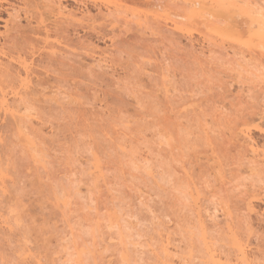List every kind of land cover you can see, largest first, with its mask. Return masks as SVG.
<instances>
[{
	"label": "bare ground",
	"instance_id": "6f19581e",
	"mask_svg": "<svg viewBox=\"0 0 264 264\" xmlns=\"http://www.w3.org/2000/svg\"><path fill=\"white\" fill-rule=\"evenodd\" d=\"M20 1L26 5L25 0ZM68 1L38 0L41 6L49 9L48 14L50 10L55 11L52 15L56 13L59 20L54 16L51 18L53 23L46 18L50 24L46 20L44 22L47 24H44L42 20L31 25L37 14L34 17V12L27 11L23 5L21 8L10 0H0V123L4 128L13 126L10 129L11 135H0V264H19L21 261L35 264L40 261L44 264L52 261L57 264H81L82 261L96 259V255H89L90 252H103V258L110 264H122V261H128L129 264H244L246 259L259 262L263 257V252H260L264 245L262 236L255 235V249L249 248L250 251L242 243L246 233H253V218L261 221L264 217V208L262 211L256 209L260 202L264 205V140L261 148H258L249 129L239 130L232 138L236 141L234 144H239L240 141L245 144L250 157L252 156L247 166L248 188L243 190V195L237 198L232 195L234 190H239L238 185H233L231 180L226 181L223 176L218 192L211 193L204 187L202 190L205 195L194 199L192 203L183 200L179 193L174 194V198L172 194L167 199L161 197V190L167 191V184L172 182L174 175L183 171L177 161H182L184 149L190 144H197L198 138L204 139L211 131L205 126V114L199 108L176 110L178 106H182L177 95L180 94L184 99L185 90L199 85L197 65L202 61L200 56L206 50L196 53L189 40L183 43L174 32L182 30L183 26L197 24H205L214 31H225L219 24L221 13L212 5L233 1L124 0V3L133 4L135 7L146 4L165 5L166 14L172 16L173 28L168 30L165 26H158L155 29L160 33L157 35H162L167 41H163L164 49L179 52V59L176 56L169 57L172 61L170 68L161 57L162 63L152 70L155 73L153 80H160L162 83L163 100L139 89V86L145 84L139 82V79L135 80L133 74L136 68L132 53H128L123 62L125 80L121 84L125 89H128V84L131 85L134 100L139 106V113L135 114L139 116L136 121H140L139 128L135 127L136 130L127 126L136 122L125 117L128 105L121 96L115 97L120 101V106L107 110L106 117L103 114L106 120L101 121L104 123L90 122L84 117L83 119L80 113L76 116L69 114L70 109L77 110L81 104V78L87 70L84 72L86 67H83L81 59L79 61L82 65H77L78 60L73 57L74 53L71 55V50H66L67 46L64 44L69 48L72 43L65 40L67 35L64 34V22L68 24V20H76V23L81 24L85 20H91V17L89 13L83 14L82 11L77 19L78 15L69 8ZM73 2L84 6L81 0ZM261 2L262 0L240 1L253 4ZM197 4L201 5L199 9L188 7ZM118 9L117 7L105 11V14L98 10L96 15L101 18L118 15L121 12ZM2 13L6 17H2ZM40 13L42 12L38 13L39 20L43 17ZM21 19L25 22L26 29L22 28ZM53 35H58V38L61 36L64 43L58 42L64 45L63 48L61 46L57 49L52 44L53 41H49ZM78 43L79 48H82L79 39ZM238 45L234 44L231 52H226L231 54L230 64L241 66L244 74L253 79L252 83L259 82L261 85L259 45L254 52ZM59 46L60 44L57 47ZM69 56L77 61L72 62ZM208 56L218 57L214 50H209ZM25 60L31 66L30 71L24 70L25 64L22 62ZM96 65L93 69L89 68L88 72L91 76L101 78L106 72L101 71L100 64L97 65L99 71ZM40 67L44 69H40L42 73ZM71 76L78 78L73 85L70 84L77 89L74 94L66 90L69 88L67 83ZM21 77L38 85L32 91L41 93L40 100L34 105L35 110H23V114L20 109H24L25 101L19 98L23 83ZM27 87L24 84L25 90ZM27 94L25 91V95ZM157 108L167 111L168 118L174 125L172 131L176 135L173 147L165 148L163 152L155 140L156 133L151 131L160 119L155 110ZM185 117L187 120L184 124L181 119ZM213 117V123L224 122L220 114ZM67 118L71 120L69 123L62 122ZM262 119L264 111L258 114L254 130L264 136ZM27 121H37V124L48 121L54 129L50 132L53 139L42 132L29 131L20 124ZM72 121L74 129L80 124H84L87 129V138L81 140L83 144L81 141L78 144L75 140L74 145L66 144L67 137L70 138L74 131L69 130L70 134H65L63 129L66 125L70 128ZM148 136L153 142L148 143ZM189 136H192L191 140L188 139ZM83 145L84 155L77 151ZM99 159L104 160L103 167L100 166ZM82 165L84 168H81ZM107 171L117 174L120 182L114 181L117 183L115 184L111 181L115 179L106 177ZM129 176L131 185L134 182L135 186L129 185ZM189 176L190 173L185 179ZM137 178L139 182L136 181ZM192 179L197 181L196 187H201L199 177ZM21 182L23 185H20ZM31 184L36 187L32 188V194H28L25 187ZM221 192L224 194L221 195ZM42 201L47 203V208L40 207ZM93 201L97 202L99 215L91 211ZM64 205L68 206L67 216L70 218L67 224L64 223ZM86 208L88 211H85ZM14 213L20 217L21 225L16 224ZM105 213L107 222L101 223L105 219ZM36 216L47 218L53 227L46 228L43 234L37 235V230L31 227V221ZM218 219L223 221L222 227H219ZM170 222L172 224L168 225ZM97 228L102 229L98 238L95 235ZM109 228L114 230L109 231ZM90 230L93 232L91 245ZM169 230L181 236L183 250L179 256L176 254L181 250L180 242L172 246L173 236Z\"/></svg>",
	"mask_w": 264,
	"mask_h": 264
},
{
	"label": "rangeland",
	"instance_id": "374dc122",
	"mask_svg": "<svg viewBox=\"0 0 264 264\" xmlns=\"http://www.w3.org/2000/svg\"><path fill=\"white\" fill-rule=\"evenodd\" d=\"M10 1H12L17 6L19 5L18 7H21L23 5L21 4L20 0L18 1L10 0ZM81 1L83 2L84 6L83 5L80 6V4L79 5L75 4L73 0H69L67 2V5L71 10H73V12H75L78 15V16L76 15L77 19H79L80 14H82L81 12L83 11V14L89 13L88 15H90L91 20H85L81 24H79L78 22L76 23V20L75 22L72 20L71 21L68 20L67 21L69 22L68 24L64 22V26L67 29L64 30V34L67 35V37L65 36V40L69 41V43H72V45L69 44L71 46L69 48L66 43L64 44L65 46H67L66 50L68 49L71 50V52L69 51L71 55H73L72 52L74 53L73 57H75L78 60L77 65L80 64V61L83 63V67L84 66L86 67V69L83 68L85 69L84 72L87 70L85 75L82 77L83 79L81 78L83 85V90L81 91V96H83V103H81L79 107H77L78 111L76 109L75 110L70 109L69 114L72 116L73 115L76 116L77 113H80L82 118L84 117L85 119H88L90 122L104 123L102 121L106 120L105 118L106 113L109 110L113 108L115 109L116 107L120 106V105L114 106L112 103V99L121 96L120 98L123 99V101H127V105H128L126 106L127 112L125 114V117L126 118L132 117L131 122L134 121L136 123L132 122L131 128L136 130L135 127L137 126L139 128L138 124L140 122V121H136L139 119L138 118L139 116L135 115L136 113L137 114L139 113L137 109L138 105L134 100L135 98H134V94H132L131 91L133 90L131 85L128 84V89H125L121 84L125 80V69L123 62L128 57V53H132L134 66L136 65L137 62H139V58L141 55H144L146 59L156 61L155 63L146 64V66L143 69V72H139L136 69V71H134L135 74L133 75L135 77V80L139 79V82L145 84V86L142 87L139 86V89H141L144 93L150 94L153 97L155 96L158 100H163L162 83L160 80L157 81L153 80L154 79L153 75H155V73L152 70L156 65L162 63L161 56H159V53L164 50L165 44H163V41L164 42L167 41L165 38H163L162 35H157L160 33L156 29L158 28V26L161 27L165 26L166 29L172 30L173 28V26L171 25L172 16L171 14L157 13L149 17L146 12L141 10V7H135L133 4L131 5L128 4L127 2L124 3L125 2L124 0L123 3H121L122 0H81ZM232 1L240 3L241 0H232ZM25 2L26 5H23V8H26L27 11L31 13L34 12V17L35 14H37V16L35 17L36 19L39 18L38 13L42 12L40 13V16L43 17L40 20L38 19L36 21L34 20L35 19L34 18L32 20L31 25L33 24L36 25L37 22L42 20L43 22L46 20L50 24L49 19L51 20V18L52 19L54 18L56 13H54V16L52 14L55 11L50 10V14H48L49 9L44 5L43 6L45 8H42L43 6H41V2L40 4L38 3V0L37 1L34 0V2L33 0L32 1L25 0ZM117 7L119 8L118 10L121 11L119 12L118 15H114V16L109 15V16H105L104 18L103 17L101 18L100 16L98 17V15H96L97 14L96 12L98 10L103 11V13L105 14L107 11L114 10ZM1 16L6 17L5 13H2ZM55 17L57 18V15ZM46 18L49 19L47 20ZM56 20H59V18H57ZM45 23L46 22H44V24ZM51 23H53L52 20ZM25 25H26L25 22L23 21V19H21L22 28L25 27L26 29ZM182 28L183 29L179 31L175 30L176 32L174 33L180 37L183 43H186L189 40L193 45V48L196 50L195 51L196 53H200L202 49L206 50L205 54L200 56L202 61L200 62V64L197 65V79L199 76L204 74L205 65L223 64V65L235 66L233 64H230L231 61L229 60V58L231 57V54H226V52L230 53L231 46H233L236 43H234L233 40L231 39L222 38L224 31H214L205 24L183 26ZM149 29H152L155 32V35L153 34V31H149ZM60 37H61L60 35L59 38L58 35H55L54 37L51 36L49 38V41L51 42L53 41L52 44L57 49L58 48L60 49V47L62 46L61 45L62 42L64 43V41ZM78 39L80 44L83 45L82 48H79L80 45L78 43ZM58 41L59 42L62 41V42L59 43ZM59 44L60 46L57 47ZM116 47H118V50H116ZM207 47L210 48L209 50H214L218 55V57L211 58L210 56H208L209 50L207 49ZM69 57L72 62L77 61L72 56ZM79 59L81 60L79 61ZM75 63L76 62H74V64ZM96 63L97 65L99 64L101 65V67L99 66L101 68V71L106 72L104 73V76H102L103 78L100 76L102 79L98 78L99 76L93 79L94 76H91L90 72H88L91 68L93 69L95 67ZM116 65H120V67L117 68ZM100 68H98V70ZM40 69L42 70L43 68L40 67L39 70ZM136 75L139 77H137ZM230 76L231 73L225 76V79L222 82L224 87V90L222 92L220 91V85H217L215 96L218 100H220L219 106L212 108L210 110L208 104L203 103V107H204L203 113L205 114V118H209V117L212 118V116L215 117L217 114H220L221 117L224 118V122L213 123L214 126L211 128L210 131L214 133V135L212 136L213 141L215 139L217 140L216 144L218 146V149L220 150L219 154L211 159L207 155H204L203 159L208 163L203 165V169L205 174L210 172L212 176L215 177L217 174L216 173L217 167L222 168L224 171V175H223L224 179L226 181H230V180L231 182L233 181L232 182L233 185H238L239 190H234L232 192V195H236L237 198L241 196L244 189L248 188L247 179H248L249 171L247 169V166L249 165L252 156L250 157L249 155L250 152L247 150L245 144H241V141L239 143L240 145L238 143L234 144V142L236 141L232 140V138L239 130L249 129L251 138L256 143L258 148H261L260 146L263 144L264 136L260 132L254 130V124L257 122L256 120L258 118V114L264 111V90L261 89V85L258 84L259 82L252 83L251 81L253 79H251L250 76L248 77L245 75V82L243 83V85L239 82V77H237L236 83H232L231 79L229 78ZM135 80L133 79V81ZM75 81H78V78H75L73 76L68 78L67 85L69 86V88L66 87L67 92L73 94L77 92V89H75L73 86H70V84L73 85L72 83H75ZM199 89H200V84L192 89L185 90L183 92L184 99L196 103L197 101L195 97L199 96V101L201 102L206 101L207 99L206 96L203 95L202 91H199ZM89 104H91L92 106L89 107ZM178 107L179 108H177L176 110L179 109L181 110L183 105L181 107L180 106ZM225 108L227 109V111L224 110ZM21 109H20V113L23 114V109L22 110ZM103 114L105 115V117ZM189 115L187 117H189ZM187 117L181 119L182 123L185 124ZM64 121L69 123L71 120L67 118V120L65 119L62 122ZM36 122L37 121H31V122L27 121V122H22L20 124L24 125L29 131L42 132L45 136L53 139V137L50 136L51 134L50 132L54 131V129L52 128L50 123L48 121L46 122L38 121L40 123L42 122L43 123L37 124ZM261 124H262L261 128L264 130V119L261 120ZM72 125H74L73 121L70 128L69 125L68 126L66 125L67 127L65 126V129H63L65 134L69 133V130L75 132V133L72 132L74 134L73 136L74 138L72 137V133L71 136H69L70 138L67 137L66 144L70 143L74 145V140L75 142L77 141V143L79 144V141L81 140L84 141V139L87 138L85 137L86 136L85 133H87V129L84 126V124L78 125L79 128L77 126L75 129L74 126ZM11 128H13V126L4 128L0 123V135H2V137H4L5 135H11V131H12L10 130ZM32 134L34 135V133ZM148 138L151 139L150 136L146 138L148 143H151V141L153 142V139L149 140ZM239 139L240 138L237 139L238 142ZM83 141H81V144H83L82 143ZM83 147H85V145L81 146L83 150L80 148V146L79 148H77L78 153L82 155H84ZM196 147L197 144H190L186 149L190 148L192 149V151L187 153L185 151L186 149H184V154L181 163L184 162V156L187 154L189 156V159L187 160V164L189 168H191L192 166V160L197 157V153L195 151ZM221 158H223L224 161L223 164L220 163ZM16 160L17 162H19L20 159L17 157ZM197 163H199V160H197ZM81 168H84V165H82ZM106 174H107L106 177L111 176L110 179H115L111 181L113 182L115 181L118 183L120 182L119 177H117V174L115 175V173L113 174L111 171L109 172L107 171ZM113 176L114 177L116 176V178H114ZM196 176L200 178L199 180H201V182L206 183L205 181H203V177L199 172H197ZM133 181H135V179ZM136 181L139 182L138 178ZM129 182H130L129 185H131V177L130 179H128V183ZM221 183H222L221 180L219 183H217V181L213 179L211 182L212 184L210 190L211 193H213L214 191L218 192ZM133 184L135 183L133 182ZM20 185H23V183L21 182ZM34 187H36V185L34 184L25 187V190L27 189L26 193L32 194L31 190ZM262 208H264V205L263 203L260 202L257 205L256 209L257 210L260 209V211H262ZM217 222L219 223V227L220 226L222 227L224 225L223 221H220V219H218ZM261 222L262 220L260 221L258 219L256 220L255 217L253 218L252 220L253 233L249 235L246 233L247 235L245 234L243 236L242 243L244 244L243 246L245 247V249L247 250L249 248L255 249L254 247L255 235L261 236V231H262ZM171 224L172 222H170L168 225ZM169 231L172 232L171 230ZM171 236H173L172 246L175 245L177 242L179 243L181 241V236L178 233L173 234L172 232ZM262 238L264 239V237ZM179 245H181L180 246L181 250L180 252H178V254H176L178 256L181 255V251L183 250L182 242H180ZM250 249L248 251H250ZM260 252L262 253L261 255L263 256L261 257L264 258V247L260 248ZM176 255L174 257H176ZM258 255L260 256L259 253Z\"/></svg>",
	"mask_w": 264,
	"mask_h": 264
},
{
	"label": "snow or ice",
	"instance_id": "6c2138e0",
	"mask_svg": "<svg viewBox=\"0 0 264 264\" xmlns=\"http://www.w3.org/2000/svg\"><path fill=\"white\" fill-rule=\"evenodd\" d=\"M192 9H199L201 5H191L188 6ZM206 7V6H205ZM213 8L217 9L218 12L221 13L219 24L220 26L225 30L223 37L225 39H231L234 43L239 44L242 49H246L250 52H254L257 48V45H259V53H260V64L262 65L261 73H260V82H261V89L264 90V0H262L259 4H253V3H238V2H221L217 4L212 5ZM141 10L146 12L149 17L153 16L154 14H166V6L163 4L159 5H153V4H146L141 6ZM224 13H227L226 15ZM195 14H193V19H195ZM241 22L243 23V27H241ZM257 24L259 27H257ZM149 31H153L152 29H149ZM153 34L155 35V32L153 31ZM159 56H161L165 62L167 63L168 67H171L172 61L169 59L170 56H176L177 59H179V52L173 51L172 49H164L162 52L159 53ZM156 61L146 59L144 55H141L139 58V62L136 63L135 68L139 72H143L144 67L148 63H155ZM22 63L25 64L26 71H30L31 66L27 65V61H23ZM117 68L120 67V65H116ZM71 71V69H68ZM229 73H231V76L229 77L232 81V83L237 82V77H239V82L243 85L245 82V74L241 66H232V65H205L204 66V74L198 77L200 89L199 91H202L203 95L206 96V101H199V96H196V103L190 102L189 100L182 99L180 94L177 95V100H180L181 105L183 107L181 108L182 111H188L190 108H196L199 107L200 111H204L203 103H207L209 106V109L218 107L220 104V100H218L215 96L217 85H220V91L222 92L224 90L222 82L225 79V76H227ZM135 74V73H134ZM95 77H93L94 79ZM179 78V76H178ZM21 80L23 83L21 84V91L19 94V98L25 101L24 104V111L31 112L34 111V105L40 100L41 93L40 92H33V88H38V85L33 84L32 82L26 80L25 78L21 77ZM24 84H27V90L24 88ZM243 90V89H242ZM25 91H27V95H25ZM80 102L83 103V96H81ZM113 105H118L119 100L118 99H112ZM92 105L89 104V107ZM139 107V106H138ZM160 119L157 121V126L152 128L151 131L156 133L155 140L158 141V147L161 149V152L165 148L171 149L173 145L176 143V135L175 132L172 131L174 125L171 122V120L168 118V113L165 110H162L160 108L155 109ZM227 111V109H224ZM129 121L132 119V117L128 118ZM205 126L208 129H211L214 125L212 122V119L205 118L204 120ZM129 128L131 127V123L127 125ZM214 133L208 132L203 140L197 139V147L195 149L197 153V157L192 160V166L191 168L188 167L187 160L189 159V156L186 154L184 156V162L181 163L180 161H177V163L180 165V167L183 169V171L179 172L178 175H174L173 180L171 183L167 184V191L161 190V197L164 199L169 198L170 194H172V198H174V194L179 193L181 195V198L188 203H192L194 199L201 198L205 195L203 192V188L207 187L209 190H211L212 187V180L215 179L217 183L220 182V180L223 178L224 171L222 168L217 167L216 169V176L213 177L212 174L209 172L205 174L203 165L207 164L208 162L203 159L204 155H207L210 159L217 156L219 154V149L216 144V142L213 141L212 136ZM189 140L192 139V136L188 137ZM177 151H180L179 148H177ZM187 152H191L192 149H186ZM197 160H199V163H197ZM101 167L104 165V160L99 159L98 160ZM223 158H221L220 163L223 164ZM100 169L98 168L97 171ZM197 172L201 174L203 177V181L206 183H201V187H196L197 181L192 179V177H195ZM190 173V176L188 179H185V176ZM98 183V182H97ZM221 195L224 193L221 192ZM7 195V193H5ZM39 199V195L37 197ZM96 201L92 202L91 205V211L96 212L97 215L99 213L97 212L96 208ZM40 207L47 208L48 205L45 202H41ZM64 211H65V219L64 223L67 224L70 222V218L67 216V210L68 206L64 205ZM85 211H88L86 208ZM149 211L151 209L149 208ZM16 218V224L21 225L22 221L18 215L15 213L13 214ZM46 216V213H45ZM153 216H155V213H153ZM37 221H40L37 223ZM107 222L106 219V213H105V219L101 221V223ZM7 226V225H6ZM59 225L57 224L56 227ZM31 227L36 229L37 235L43 234L44 230L46 228L53 227V225L50 224L49 220L47 218H41L40 216H36L31 221ZM261 236L264 237V217H262L261 222ZM114 229L109 228V231H113ZM102 229L97 228L95 235L98 238L100 235V232ZM92 236L93 232L89 231V245L92 243ZM75 237H73L74 239ZM79 243V242H78ZM264 247V245H262ZM89 255H96L95 260H86L82 261L81 264H110L109 261L103 258V252L96 254L95 252H90ZM19 264H35V262H26L21 261ZM39 264H44L43 261H40ZM50 264H57L56 261L50 262ZM111 264H115V262H111ZM122 264H129L128 261H122ZM244 264H264V258H262L259 262L257 261H249L245 260Z\"/></svg>",
	"mask_w": 264,
	"mask_h": 264
}]
</instances>
